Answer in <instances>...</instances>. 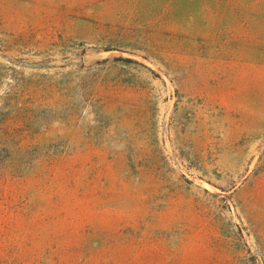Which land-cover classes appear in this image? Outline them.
Segmentation results:
<instances>
[{"label": "rangeland", "instance_id": "rangeland-1", "mask_svg": "<svg viewBox=\"0 0 264 264\" xmlns=\"http://www.w3.org/2000/svg\"><path fill=\"white\" fill-rule=\"evenodd\" d=\"M0 264H264V0H0Z\"/></svg>", "mask_w": 264, "mask_h": 264}]
</instances>
